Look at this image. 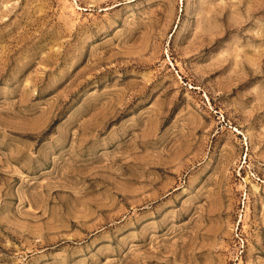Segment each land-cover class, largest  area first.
<instances>
[{
    "label": "rangeland",
    "instance_id": "rangeland-1",
    "mask_svg": "<svg viewBox=\"0 0 264 264\" xmlns=\"http://www.w3.org/2000/svg\"><path fill=\"white\" fill-rule=\"evenodd\" d=\"M0 264H264V0H0Z\"/></svg>",
    "mask_w": 264,
    "mask_h": 264
}]
</instances>
